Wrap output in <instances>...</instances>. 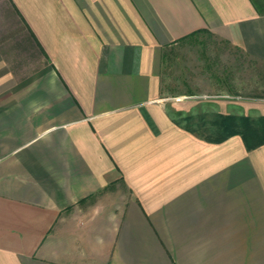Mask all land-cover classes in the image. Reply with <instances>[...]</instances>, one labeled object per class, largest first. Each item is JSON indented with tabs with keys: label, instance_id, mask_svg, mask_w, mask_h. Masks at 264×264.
I'll return each mask as SVG.
<instances>
[{
	"label": "crops",
	"instance_id": "0c3cea01",
	"mask_svg": "<svg viewBox=\"0 0 264 264\" xmlns=\"http://www.w3.org/2000/svg\"><path fill=\"white\" fill-rule=\"evenodd\" d=\"M198 31L264 63V0H0V264H264V143L160 101Z\"/></svg>",
	"mask_w": 264,
	"mask_h": 264
},
{
	"label": "rangeland",
	"instance_id": "374dc122",
	"mask_svg": "<svg viewBox=\"0 0 264 264\" xmlns=\"http://www.w3.org/2000/svg\"><path fill=\"white\" fill-rule=\"evenodd\" d=\"M160 84L166 111L201 136L215 139L240 131L250 145L259 142L264 63L201 31L162 49Z\"/></svg>",
	"mask_w": 264,
	"mask_h": 264
},
{
	"label": "trees",
	"instance_id": "16d2710c",
	"mask_svg": "<svg viewBox=\"0 0 264 264\" xmlns=\"http://www.w3.org/2000/svg\"><path fill=\"white\" fill-rule=\"evenodd\" d=\"M198 32H201V31H198ZM204 32H207V31H204ZM186 37H183V38L179 39L178 41H181V40L185 39ZM178 41H175V42H178ZM262 120L264 121V119H262ZM256 130L260 134V136H259V142L257 143V145L258 144H263L264 143V124H263V127L262 128H257ZM246 131H248L247 128H246L245 132ZM233 135H240L246 141V143L249 144L248 138H246V136L244 135V133L243 132H240V131H238V132H236V131L227 132L223 136L217 138L216 140L218 142H220V141L225 140L227 137H230V136H233Z\"/></svg>",
	"mask_w": 264,
	"mask_h": 264
}]
</instances>
